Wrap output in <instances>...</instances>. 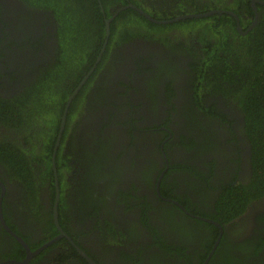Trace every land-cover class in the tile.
I'll return each instance as SVG.
<instances>
[{"label":"flooded vegetation","instance_id":"flooded-vegetation-1","mask_svg":"<svg viewBox=\"0 0 264 264\" xmlns=\"http://www.w3.org/2000/svg\"><path fill=\"white\" fill-rule=\"evenodd\" d=\"M126 1L88 68L87 13L0 0V264H264V192L218 211L255 177L264 0Z\"/></svg>","mask_w":264,"mask_h":264},{"label":"trees","instance_id":"trees-1","mask_svg":"<svg viewBox=\"0 0 264 264\" xmlns=\"http://www.w3.org/2000/svg\"><path fill=\"white\" fill-rule=\"evenodd\" d=\"M33 4L41 5L44 8L52 9L56 17L60 19L63 23V27L60 26L61 31H71L74 28L77 29L79 25L82 24L81 18L88 14V19L90 21L96 22L95 29H97V37H95V44L92 54L86 59L87 66L90 67L95 61L100 47L103 45L105 40L106 28L103 13L99 5V0H26ZM115 1L122 2L124 5L128 4L126 0H101V2L106 5L107 3H114ZM106 10L107 7H105ZM78 11L79 15L74 19V13ZM132 12L137 15L138 12L133 8L124 10L120 13L119 17H124L123 13ZM108 16L110 13L106 11ZM137 18L145 19L141 15H137ZM84 19V18H83ZM112 31V27H111ZM114 33V26H113ZM82 39L79 36L78 40ZM111 44V38L107 50H109ZM259 50H256L255 55L258 56L263 52V48L258 46ZM106 57V56H105ZM259 62V61H258ZM255 63V67L258 68L257 74L252 76V82L247 84V86L242 90L241 104L242 108L246 114V123L248 127V132L253 144V160H254V172L255 177L253 181L248 185L240 183L237 186H230L224 190L219 198V213L226 214L230 218L233 217L232 211L236 208H241L244 206L249 199L254 198L260 193L264 192V67L262 64ZM1 101V100H0ZM2 108H5L1 110ZM9 105L0 102V112L8 109ZM2 115V114H1ZM22 150L18 151L21 152ZM95 162H98L96 160ZM24 163V162H23ZM25 165V163H24ZM33 189V187H31ZM229 219V218H227ZM129 257H131L129 255ZM88 264L87 262H83Z\"/></svg>","mask_w":264,"mask_h":264},{"label":"water","instance_id":"water-1","mask_svg":"<svg viewBox=\"0 0 264 264\" xmlns=\"http://www.w3.org/2000/svg\"><path fill=\"white\" fill-rule=\"evenodd\" d=\"M132 6H134V5H132ZM128 6H125V8H127ZM144 15H146L149 19H151V20H154L147 12H145V11H143V10H140ZM204 14H200V15H188V16H183V17H179L178 19H182V18H184V17H192V16H203ZM109 32H110V30H109V21H107V35H109ZM107 42H108V36H107V38H106V40H105V45L107 44ZM55 220H56V222L58 223V212H56V214H55ZM21 243L24 245V246H26L28 249H29V247L25 244V242L24 241H21ZM35 252H38V250L37 251H35ZM34 254V252H32L30 249H29V255H33ZM91 261V263L92 264H97L94 260H90ZM12 263H15L14 261H6L4 264H12Z\"/></svg>","mask_w":264,"mask_h":264}]
</instances>
